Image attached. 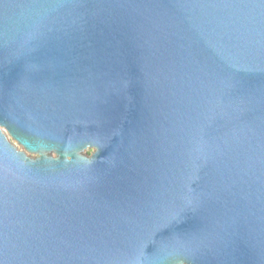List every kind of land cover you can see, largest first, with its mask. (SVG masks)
Instances as JSON below:
<instances>
[{"label": "water", "instance_id": "1", "mask_svg": "<svg viewBox=\"0 0 264 264\" xmlns=\"http://www.w3.org/2000/svg\"><path fill=\"white\" fill-rule=\"evenodd\" d=\"M0 264H264V0H0Z\"/></svg>", "mask_w": 264, "mask_h": 264}, {"label": "flooded vegetation", "instance_id": "2", "mask_svg": "<svg viewBox=\"0 0 264 264\" xmlns=\"http://www.w3.org/2000/svg\"><path fill=\"white\" fill-rule=\"evenodd\" d=\"M88 152H90V151H88Z\"/></svg>", "mask_w": 264, "mask_h": 264}]
</instances>
